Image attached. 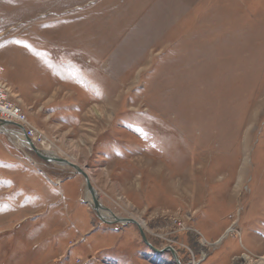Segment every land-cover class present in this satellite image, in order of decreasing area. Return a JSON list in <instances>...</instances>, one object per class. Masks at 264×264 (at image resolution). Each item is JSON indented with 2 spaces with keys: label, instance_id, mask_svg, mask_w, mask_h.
I'll list each match as a JSON object with an SVG mask.
<instances>
[{
  "label": "rangeland",
  "instance_id": "obj_1",
  "mask_svg": "<svg viewBox=\"0 0 264 264\" xmlns=\"http://www.w3.org/2000/svg\"><path fill=\"white\" fill-rule=\"evenodd\" d=\"M0 66L37 147L155 249L264 264V0H0ZM18 133L0 130V264H176Z\"/></svg>",
  "mask_w": 264,
  "mask_h": 264
},
{
  "label": "water",
  "instance_id": "obj_2",
  "mask_svg": "<svg viewBox=\"0 0 264 264\" xmlns=\"http://www.w3.org/2000/svg\"><path fill=\"white\" fill-rule=\"evenodd\" d=\"M9 126H16L18 128L22 129V126L17 125L15 123L12 122H6V121H2L0 120V130L1 129H6ZM24 144L27 145L29 147L30 150H32L37 156H39L41 159L45 160L46 162L49 163H57V164H64L69 166L70 168H72L77 174H80L84 177L85 182H86V187L87 190L91 193L92 195V203L88 202V204L90 205V207L92 208V210L97 214L98 218L101 220L102 223L104 224H135L136 226H138L140 234L144 240V242L149 245L151 248H153L155 251L157 252H171V254L173 255V258L176 262V264H182L178 253L175 251V249H173L172 247H168L164 250H157L155 249L148 241L147 236L145 234V231L141 228V226L138 225L137 221L134 219H128V218H122L117 216L111 209L107 208L106 206H104L102 204V202L100 201V196L98 194V192L96 191L95 187L93 186L89 176L87 175L86 171L83 170L81 167L70 163L69 161H67L66 159L60 158L58 156H52L49 155L48 153L46 154L44 151H42L41 149H39L34 143L33 141L25 136V138L23 139ZM110 213V216L104 215L103 213Z\"/></svg>",
  "mask_w": 264,
  "mask_h": 264
},
{
  "label": "built area",
  "instance_id": "obj_3",
  "mask_svg": "<svg viewBox=\"0 0 264 264\" xmlns=\"http://www.w3.org/2000/svg\"><path fill=\"white\" fill-rule=\"evenodd\" d=\"M3 72L4 69L2 66H0V76L3 74ZM9 92L10 90L7 84L3 82L2 79H0V120L12 122L22 126V129L17 127L21 136L24 138L25 136L29 137L37 146V144L40 143V137H35V133L37 132L27 125V120L22 115L20 108L10 101Z\"/></svg>",
  "mask_w": 264,
  "mask_h": 264
},
{
  "label": "bare ground",
  "instance_id": "obj_4",
  "mask_svg": "<svg viewBox=\"0 0 264 264\" xmlns=\"http://www.w3.org/2000/svg\"><path fill=\"white\" fill-rule=\"evenodd\" d=\"M11 133H15L16 134V132H11ZM19 134V133H18ZM20 135V134H19ZM184 137V136H183ZM21 139L23 140L24 139V137L22 136L21 137ZM207 152V151H206ZM49 155H54V154H52V153H48ZM67 160V159H66ZM67 161H69L70 163H72V164H75V165H77V166H79V167H81L79 164H76V163H74L73 161H70V160H67ZM59 165H62V166H66V167H69V166H67V165H64V164H59ZM83 170H85L86 171V173H87V175L89 176V178H90V180H91V177H90V175H89V172L85 169V168H83V167H81ZM91 182H92V180H91ZM85 197L87 198V202H91L92 203V195H91V193L87 190V187H86V192H85ZM104 215H107V216H110L111 214L110 213H106V212H104L103 213ZM120 217V216H119ZM122 218H124V217H122ZM134 220H136L137 221V223H138V225L139 226H141V228L144 230V224H143V222L142 221H140V220H137V219H134ZM114 227H115V225H114ZM145 231V230H144ZM229 233L230 232H232L231 230H229L228 231ZM224 237V236H223ZM223 237L221 238V239H223ZM224 240V239H223Z\"/></svg>",
  "mask_w": 264,
  "mask_h": 264
},
{
  "label": "crops",
  "instance_id": "obj_5",
  "mask_svg": "<svg viewBox=\"0 0 264 264\" xmlns=\"http://www.w3.org/2000/svg\"><path fill=\"white\" fill-rule=\"evenodd\" d=\"M102 223V222H101Z\"/></svg>",
  "mask_w": 264,
  "mask_h": 264
}]
</instances>
